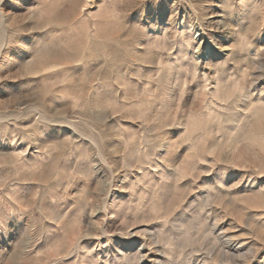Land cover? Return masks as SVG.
Segmentation results:
<instances>
[{
	"label": "rangeland",
	"instance_id": "rangeland-1",
	"mask_svg": "<svg viewBox=\"0 0 264 264\" xmlns=\"http://www.w3.org/2000/svg\"><path fill=\"white\" fill-rule=\"evenodd\" d=\"M0 264H264V0H0Z\"/></svg>",
	"mask_w": 264,
	"mask_h": 264
}]
</instances>
